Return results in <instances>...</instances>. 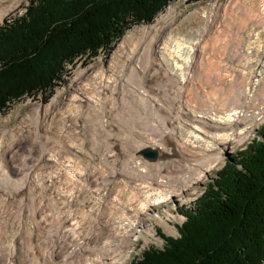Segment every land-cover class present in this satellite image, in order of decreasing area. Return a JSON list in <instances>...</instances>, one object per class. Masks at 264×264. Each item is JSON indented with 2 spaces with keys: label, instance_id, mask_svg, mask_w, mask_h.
Segmentation results:
<instances>
[{
  "label": "bare ground",
  "instance_id": "1",
  "mask_svg": "<svg viewBox=\"0 0 264 264\" xmlns=\"http://www.w3.org/2000/svg\"><path fill=\"white\" fill-rule=\"evenodd\" d=\"M202 8L172 23L164 35L155 33L159 23L139 27L140 34L133 35L125 51H120L124 61L106 72L104 69L96 71L91 93L82 85L68 99L66 118L78 117L85 110V104L91 103L101 115L95 123L102 126L109 123L103 107L105 99L98 96L102 88L123 94V113L119 115L125 125L127 120L135 119L136 128L126 129L125 126L124 129L135 135L137 143L133 144L135 147L132 145L130 152L126 151L128 154L123 152L122 161L118 160L117 164L110 159L114 163L108 166L105 155H98L104 156L105 160L100 158L99 162H103L106 169L99 170L97 162L92 170L87 168L75 174L67 168L72 165L68 156L59 160L62 169L58 175L44 180L39 179L38 173L42 166L41 156L31 153V159L25 160L26 155L19 170L14 169L18 171L16 178L14 170L8 168L14 163L13 155L7 153L8 166L0 161V264L117 263L130 239L140 233L142 219L154 205L169 202L173 196L192 189L195 183L206 178L223 151L231 143L244 139L256 121L264 118V0H228L224 6L220 0H212ZM198 13L200 27L184 31L185 22ZM238 13L249 17V22L238 24V31L233 32L235 38L229 39L226 46L220 42V36L213 35L216 29L208 35L215 17L220 15V22L228 24ZM210 42L219 43L220 56L216 61L206 57ZM218 61L224 72H219ZM215 64L214 82H211L208 70L211 71ZM228 65L234 69H228ZM201 70H204L203 80ZM93 84L102 88L92 93L96 89ZM214 85H223L230 91L227 89L219 98L215 96L217 103L213 99L196 100L199 94L217 95L222 87L213 88ZM132 100L137 101L138 116L134 118L131 114L136 103L132 106ZM193 100L200 103H193ZM122 131L125 132L123 128ZM58 144L57 149L64 147L68 152L80 148L62 145V138ZM145 146L157 152L155 161L141 157L139 150ZM56 157L50 158L57 160ZM42 184L52 185V188L60 184L63 189L56 187L45 193Z\"/></svg>",
  "mask_w": 264,
  "mask_h": 264
},
{
  "label": "trees",
  "instance_id": "2",
  "mask_svg": "<svg viewBox=\"0 0 264 264\" xmlns=\"http://www.w3.org/2000/svg\"><path fill=\"white\" fill-rule=\"evenodd\" d=\"M171 1L31 0L21 17L0 27V111L38 92L46 101L65 63L111 49ZM257 136L226 161L194 206L181 209L179 236L134 264L264 263V124Z\"/></svg>",
  "mask_w": 264,
  "mask_h": 264
},
{
  "label": "rangeland",
  "instance_id": "3",
  "mask_svg": "<svg viewBox=\"0 0 264 264\" xmlns=\"http://www.w3.org/2000/svg\"><path fill=\"white\" fill-rule=\"evenodd\" d=\"M30 1L31 0H0V27L4 26L6 24H11V22L13 20L17 19V17L20 16L19 14L21 12H23V10L25 8V4L29 5ZM211 1L212 0H199V1L191 2L190 0H172L166 6H164L163 9L158 11L156 13V15L153 17V19L148 23H150V24H151V22H152V24L159 23L158 28L155 29V33L158 35H160V34L164 35L165 33H167V30L171 27L172 23H174L175 21H181V19H183L188 14H190V12L202 11L203 10L202 7L203 6L205 7ZM227 1L228 0H220L222 6L226 5ZM171 7H172V10L170 12ZM199 15L200 14L198 13L194 17V19L185 22V24L182 26L184 28V31L190 32L193 29L196 30L197 28L200 27L201 16H199ZM167 16H169V17L166 19ZM159 19H161L160 20L161 23L159 22ZM214 19L216 21L213 22V25L211 26L210 30L208 31V35L210 34V32L212 30L216 29L213 35L214 36H220L221 37L220 42L225 43L224 44L225 46L227 45L226 43H228L229 39L235 38V34H233V32L238 31L237 30L238 26H239L238 24H247L249 22V17L246 18V17L242 16L241 13H238L234 17V19L232 21H230V23H228V24H226L224 22H220V19H221L220 15L218 17H215ZM148 23H140L137 25H132L129 29L124 31V33L119 37V39H117L112 44L111 49L105 50V52L103 51L104 53H101V54L97 53L92 58H85L83 56L82 58L78 59L74 63V65H71V66L66 65L64 67V71H63V75H62L63 80L56 84L57 86L54 87V91L48 100L43 101L42 100V93L38 92V94L34 97H31L29 95V96H25V97L21 98L20 100L11 102L9 104L8 108H6V110L0 111V161H4L5 164L8 166L9 159L7 158L8 157L7 153L10 152L13 155V158H15V160L13 159L14 163L12 164V166H10V167L8 166V168L13 169V170L17 168V170H19V166L22 165V162L24 161V157L26 155H27V158L25 160L31 159V156H32L31 153L33 155L36 154L38 156H41V163H42L41 169L42 170L41 169L38 170V173H39V179L41 178L43 180L48 178V176L49 177L57 176L58 175L57 172L61 171V169H62L61 168L62 166L60 167L59 160H61V161L65 160L68 158V156H69V159L72 160L70 162V164H72V165H71V167H67V168H69V171H71V169H72V171H74L75 174H78L79 172H81L87 168L91 169L92 167H95V163H97V162H98L97 164H99V167H97L99 170H102V167L106 169V167L103 166L104 163L102 162V164H101L99 162L100 158H102L101 161L105 160V159H103L104 156L98 157V155H105L106 162H108L107 165L110 163H114V161L115 162L117 161L116 162L117 164L119 163V161H122L123 160L122 158L125 155V153L130 152L133 149V147H135V145L137 143V141H136L137 138L135 137V135H132V134L126 132V129L136 128V124L134 123L135 119L127 120L126 125H125V123L122 122V120H123L122 116L119 115V114L123 113V110H122L123 109V101H122L123 99H121L123 94L121 95L118 92L112 93L108 89V87L102 88V87H98V84L96 86H95V84H93L94 88H96V89H95V91L93 90L92 93L98 92L101 88L103 89V91L98 96L105 99L103 107H104L105 115H107V116H105L106 122H109V123H106L105 125H102L103 127L99 124V122L95 123L96 120L99 121V119L101 118V115L99 116L97 106L92 105L91 103L89 104V105H91L90 106L91 108L90 107L88 108L89 105L85 104V106L83 107V108H85V110H84L85 112L84 111L81 112L78 117L72 116V117L66 118V116L64 115V112L67 110L66 106L68 104V99L70 98L71 95L76 94L79 91L78 90L79 86L81 87L82 85H86L87 86V88H86L87 93L90 91L91 82L93 81V78H94L93 76H94L96 71H99L100 69L101 70L104 69L106 72L108 70H111L110 69L111 67L114 68L115 65H118L124 61V59L122 58L123 56H122L121 52L125 51L127 43H129V41L132 40L133 35L140 34V32L138 31V28L147 26ZM231 23H233V24H231ZM231 32H232V34H230ZM130 34H131V37H129ZM222 37H226L227 40L225 38H222ZM214 44H216V45L214 46ZM124 45H125V47H124ZM211 47H213V50L210 49ZM215 50H216V53L214 54ZM219 53H220L219 43L210 42V47L207 50L208 55H206V57H210L211 60L216 61L219 59V57H218ZM82 62H83V64H82ZM222 62H224V61H221V63ZM233 63L235 65V61ZM219 66L221 67V70L219 69L220 70L219 72H224V71H222L223 66L220 65V63L218 61L217 67H219ZM227 67H228V69H230L229 65ZM233 67H235V66H232V68ZM215 68H216V64L211 68V71H210V69L208 70V72H209L208 74L210 76L209 78H210L211 82H214L213 74H214ZM233 69H230V70H233ZM212 70H213V72H212ZM203 73H204V70H201L200 71V77L202 78V79L200 78L201 80H203V77H204ZM148 85L152 86L153 83H148ZM220 86L222 88L218 91L217 95L215 93H209L205 97L204 95L199 94V96L197 95L195 97L196 100L202 101L204 98L206 100H212L213 99V100H215L214 102L217 103V98L220 97L219 95L223 94L227 89L230 91V88H226L223 85H214L213 88H219ZM88 87H90V88H88ZM123 88H124V86H123ZM121 90H122V87H121ZM89 93H91V92H89ZM122 93H123V90H122ZM105 94H106V96H103ZM209 95L214 96V97L216 96L217 98L216 97L210 98ZM196 100H193V103L199 104L200 102L196 101ZM130 103L132 106L136 103L133 106L134 112L131 114V116L133 118H134V116L137 117L138 114L135 111L137 108V101L132 100V102L130 101ZM105 106H106V110H105ZM196 108H197V106H196ZM119 109L121 112L119 111ZM111 111H112V113L116 112L117 114L116 113L112 114ZM83 115L87 119L84 118ZM92 118H93V120H92ZM107 118H108V120H107ZM112 119L115 121H113ZM70 120H71V122H70ZM77 120H79V121H77ZM82 121H83V123H82ZM117 121H119V122H117ZM35 122L37 124H35ZM132 122H133V124H132ZM263 124H264V118H263V120H259V121L257 120L256 123L254 124V126H252L249 133H247L245 138L241 140L242 142L239 141V142L231 143V145H229V148H227L223 151V156L220 158L218 163L209 172L206 173V176H205L206 178L202 179L200 182L195 183V186H193L192 189L190 188L189 190L185 191L184 193H180L178 196H173L169 200V202H164V203L162 202V203H158L157 205H154L153 208L150 210V212H148V214L145 215L142 219V226L140 227V233L141 234L138 233L136 235V237L130 239V243L128 244L127 249L123 251L121 256H119L120 260L115 264H134L143 258V254L146 250L151 249V248L162 249L163 245H164V239L165 238L178 237L179 236V229L178 228L180 225L183 224V222L186 221L185 215L181 213V209H186V208H190L191 206H194V204L196 203L195 201L204 194L205 190H207L206 188H208V185L213 183V181L217 177L216 176L217 173L223 168V166L226 164V161L232 155H235L236 152L244 150L250 143L254 142L259 137V136H257V131L259 130V128ZM88 125H89L91 130L88 128ZM79 126H81V127H79ZM125 126H127L128 128L126 127V129H124ZM64 128H66V129H64ZM108 128H110V129H108ZM113 128H115V129H113ZM122 128L126 133L122 131ZM75 130H77V131H75ZM95 130H97V132ZM61 131H62V133H61ZM68 132H70V133H68ZM91 132L92 133L94 132V133L92 134ZM122 132L125 134H123ZM80 133H82V134H80ZM87 133H88V135H87ZM95 134H97V135H95ZM5 135H7L6 140H3ZM69 135L70 136L72 135V136L70 137ZM107 135H108V137H107ZM124 136H128V137L125 138ZM96 137H98V138H96ZM61 138H62V145H65V143L71 144L73 147H80L81 149L80 148H74L77 151L75 150V151H69V152L64 147L63 148L60 147L59 149H57L58 145H59L58 143H59ZM106 138H107V140H106ZM111 138H113V139H111ZM116 138H119V139H116ZM66 139H68V140H66ZM45 140L48 142L49 145L47 144V142ZM75 140H77V141H75ZM64 141H67V142H64ZM103 143H105V144H103ZM123 143H124V145H123ZM43 144H44V146H43ZM76 144H77V146H76ZM133 144H135V145H133ZM39 145H42V146H39ZM45 145H46V147H45ZM54 145H55V147H54ZM80 145H82V146H80ZM96 145H98L97 148L94 147ZM101 145H103V146H101ZM132 145H133V147H132ZM120 146H121V148H119ZM167 146H169V145H167ZM130 147H131V149H130ZM146 147L149 148V146H145L141 149H144ZM171 147H169V148H171ZM92 150H94V151H92ZM50 151H52L53 153ZM109 151H110V153H109ZM117 151H119V153ZM44 152H46V153H44ZM82 152L85 154H83ZM102 152H103V154H102ZM123 152H125V153H123ZM59 153H61V154H59ZM52 155H54L55 157L57 156L56 157L57 160L52 159L53 160L52 161L50 158V157H52ZM81 155H83V156H81ZM88 155H92V156L90 157ZM93 155H94V157H93ZM110 155H112V156H110ZM42 156H44V157H42ZM119 157H121V158L119 159ZM141 157L147 161H155L157 159L158 155L156 156V158L154 160H149V159L145 158L143 155H141ZM78 159H81V160H78ZM110 159L111 160L114 159V161L111 162ZM55 161H57V162H55ZM79 161L85 165H82V163H80ZM75 164H77V165H75ZM81 165H82V167H81ZM110 165H108V166H110ZM56 166H58V168ZM118 167H121V165H118ZM75 168H77V169H75ZM14 171H12V172L15 173V178H16V176H17L16 174L18 173V171L17 172H16V170H14ZM90 175H92L91 172L89 173L88 176L90 177ZM43 186L44 185L42 184V187ZM51 186L52 185L44 186L43 191L45 190V193H47L48 191L54 190L56 187L57 188L60 187V190L63 189V186H61L60 184L55 185L54 188H52ZM152 234H154V235H152ZM262 264H264V263H262Z\"/></svg>",
  "mask_w": 264,
  "mask_h": 264
},
{
  "label": "water",
  "instance_id": "4",
  "mask_svg": "<svg viewBox=\"0 0 264 264\" xmlns=\"http://www.w3.org/2000/svg\"><path fill=\"white\" fill-rule=\"evenodd\" d=\"M139 154L143 155L145 158L149 160H154L157 156V152L150 148L141 149Z\"/></svg>",
  "mask_w": 264,
  "mask_h": 264
}]
</instances>
